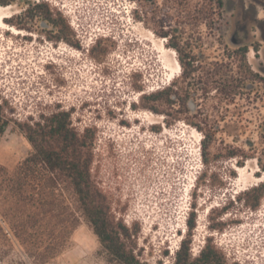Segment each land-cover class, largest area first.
Segmentation results:
<instances>
[{"label": "rangeland", "instance_id": "1", "mask_svg": "<svg viewBox=\"0 0 264 264\" xmlns=\"http://www.w3.org/2000/svg\"><path fill=\"white\" fill-rule=\"evenodd\" d=\"M222 1V8L215 0L7 4L12 16L5 25L23 33L0 27V105L11 120L0 139V164L12 170L30 151L16 121L67 110L79 133L89 128L94 135L92 177L115 215L127 225L136 223L135 251L142 261L173 264L194 203L193 256L211 236L228 263L264 264V195L254 209L244 201L251 202L250 189L264 183V88L254 105L247 91L234 96L230 87L233 73L244 76L246 66L264 60V0ZM45 8L56 22L44 18ZM232 31L239 39L248 37L245 57L252 64L241 63L239 53L231 56ZM179 55L196 67L191 76L183 73ZM175 60L180 69L171 79L168 68ZM168 86L188 91V109L143 98ZM190 121L214 135L207 164L204 133ZM223 205L225 213L212 215L224 222L222 230L210 229L209 209ZM57 261L102 264L85 221L71 232Z\"/></svg>", "mask_w": 264, "mask_h": 264}, {"label": "trees", "instance_id": "2", "mask_svg": "<svg viewBox=\"0 0 264 264\" xmlns=\"http://www.w3.org/2000/svg\"><path fill=\"white\" fill-rule=\"evenodd\" d=\"M12 1L0 0V4L7 5ZM215 2L218 8L223 7L222 0ZM35 6L43 9L45 4ZM44 18L56 22L46 8ZM169 46L180 51L176 43ZM246 50L247 47H243L238 52L241 63ZM178 59L185 76H191L196 70L191 65L193 63L180 55ZM194 61L195 57L191 56V62ZM245 75L248 74L244 69ZM188 94V91L180 94L168 86L143 98H151L154 102L165 99L169 104L179 102L181 110H186L184 99ZM145 107L163 112L155 105ZM10 122L0 105V139ZM190 123L204 133L201 154L207 164L214 135L198 123ZM16 125L28 141L30 151L12 170L0 164V264H59L57 259L81 220L89 225L98 241L102 264H148L135 251V236L139 230L136 223L127 225L115 215L108 197L92 177L94 135L89 134V128L79 133L72 126L67 110L42 114L37 120L16 121ZM232 155L234 153L230 152L227 156ZM206 175L204 171L201 177ZM250 191L254 193L252 201H244L254 209L264 195V183L257 184ZM194 209L192 203L185 221L186 231L174 252L173 264H230L211 236H206L198 253L192 255ZM227 209L228 205L209 209L210 229L222 230L224 222L215 221L212 215L216 212L221 216Z\"/></svg>", "mask_w": 264, "mask_h": 264}, {"label": "flooded vegetation", "instance_id": "3", "mask_svg": "<svg viewBox=\"0 0 264 264\" xmlns=\"http://www.w3.org/2000/svg\"><path fill=\"white\" fill-rule=\"evenodd\" d=\"M229 42L232 44V57H235L238 54L239 50L243 47H247V50L245 51V56L249 53V46L247 45L248 37L244 39H239L236 37L235 31H232V34L229 37ZM259 43L261 44L262 41L259 40ZM260 44L258 45V48L253 50V58H258L256 54L260 53V48L262 47V45ZM245 61L247 62V64H252V61H249L248 59H246V57ZM262 67H264V60H260L257 65L246 66L245 70L248 75L241 76L236 72L233 73L232 79L230 81V87L234 91L233 95L240 96L245 94L242 91H247L248 93L245 94L248 95L246 96L247 99L251 102V104L256 105V101L260 99L257 94L261 92L264 88V72ZM244 81L246 83L244 84V86H242ZM262 129L264 130V123L262 125Z\"/></svg>", "mask_w": 264, "mask_h": 264}, {"label": "bare ground", "instance_id": "4", "mask_svg": "<svg viewBox=\"0 0 264 264\" xmlns=\"http://www.w3.org/2000/svg\"><path fill=\"white\" fill-rule=\"evenodd\" d=\"M11 8V5H0V27L6 29V30H10L12 33L14 34H22V30H19L17 28H14L12 26H6V21L5 19L12 16L11 11L9 10ZM164 40V39H163ZM166 47L163 48V51L165 50ZM176 62V60H175ZM171 71V79L174 78L178 72H179V65L178 63H174L170 68H168ZM237 169L239 171H241L243 169V167H237Z\"/></svg>", "mask_w": 264, "mask_h": 264}, {"label": "water", "instance_id": "5", "mask_svg": "<svg viewBox=\"0 0 264 264\" xmlns=\"http://www.w3.org/2000/svg\"><path fill=\"white\" fill-rule=\"evenodd\" d=\"M189 105H190V107H192V103H191V101L189 102Z\"/></svg>", "mask_w": 264, "mask_h": 264}]
</instances>
